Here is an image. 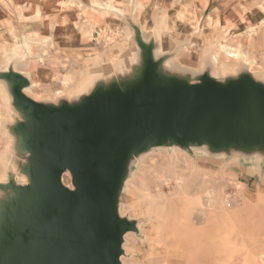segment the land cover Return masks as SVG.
Listing matches in <instances>:
<instances>
[{
	"label": "water",
	"instance_id": "95a60500",
	"mask_svg": "<svg viewBox=\"0 0 264 264\" xmlns=\"http://www.w3.org/2000/svg\"><path fill=\"white\" fill-rule=\"evenodd\" d=\"M138 41L133 79L98 84L74 103L37 102L28 79L0 71L22 117L14 135L28 166L27 183L0 182L12 203L0 264H121L135 229L118 212L121 182L129 158L152 148L264 154V82L249 72L195 83L162 76L152 46Z\"/></svg>",
	"mask_w": 264,
	"mask_h": 264
},
{
	"label": "crops",
	"instance_id": "0c3cea01",
	"mask_svg": "<svg viewBox=\"0 0 264 264\" xmlns=\"http://www.w3.org/2000/svg\"><path fill=\"white\" fill-rule=\"evenodd\" d=\"M139 3L144 8L136 12L133 0H0V62L8 51L27 42L28 57L17 66L18 71H14L28 73L33 83L32 92L42 97L53 94L62 83L81 82L88 70L103 68L102 78L94 86L69 100L64 96L54 101L30 96L44 104H60L64 100L78 102L98 84L133 79L142 65L138 40L152 46L154 60L161 62L162 76L191 83L204 74L213 76L210 53L214 47L223 46L230 54L245 55L264 65V0H139ZM92 4L120 8L125 17L111 12L105 16L90 9ZM133 17L132 25L129 18ZM100 27H105L111 36L120 34L119 42H94L95 32ZM129 38L135 47V55L130 59L128 55L133 46H128ZM115 59L118 70L111 72V62ZM199 63H205V68L199 67ZM243 72L247 70L242 68L234 74L213 77L225 81ZM0 81L9 90V82ZM0 138L5 146V138ZM198 156L216 158L227 169L234 157L248 169L253 158H264L259 151L231 154L203 151ZM228 172L227 176H232L235 182L243 173L238 165ZM252 174L254 179V174L264 177V169ZM256 186L264 188V183L256 181Z\"/></svg>",
	"mask_w": 264,
	"mask_h": 264
},
{
	"label": "rangeland",
	"instance_id": "374dc122",
	"mask_svg": "<svg viewBox=\"0 0 264 264\" xmlns=\"http://www.w3.org/2000/svg\"><path fill=\"white\" fill-rule=\"evenodd\" d=\"M98 29V40L119 42L120 34ZM188 154L165 145L129 158L118 212L135 229L124 237L121 264H264V188L256 186L264 177L235 182L218 159ZM63 183L72 186L68 172ZM188 229L201 232L198 240Z\"/></svg>",
	"mask_w": 264,
	"mask_h": 264
},
{
	"label": "bare ground",
	"instance_id": "6f19581e",
	"mask_svg": "<svg viewBox=\"0 0 264 264\" xmlns=\"http://www.w3.org/2000/svg\"><path fill=\"white\" fill-rule=\"evenodd\" d=\"M133 1H134V7H135L136 12L142 11L144 7L140 5L139 0H133ZM90 9L100 14H103L105 16H107V14L111 12L115 16L125 17L120 8H116L110 5L92 4ZM133 19L134 17L132 19L129 18L130 23L132 25L135 23L133 22ZM142 29L151 31L145 27H142ZM104 38H106V36ZM130 40L131 38H129L128 43L127 42L126 43L128 44V46L134 47L133 42ZM25 44L21 46H16L11 51H8V55L4 57L2 61L0 62L1 72H9L11 70L18 71L17 66L21 62L26 61L29 51H30V48L26 46ZM133 47L131 50L132 52H130L131 55H128L129 56L128 59H130L131 56L135 55V47L134 48ZM229 60L230 61L232 60V62H229ZM123 61L126 62L125 60ZM210 61L213 67V76L217 78H219L221 75L226 74V73L234 74L238 70L245 68L247 72L253 75L255 80H264V65L258 64L254 59L248 58L245 55L242 56L239 54L237 55L230 54L226 50H223V46L214 47V49L210 53ZM115 63H117V59L111 62V68L109 67L111 72H115L116 70H118L117 66L114 65ZM199 67L205 68V63H199ZM103 72H104L103 68H98L95 70H92V69L88 70L87 73H85V76L82 78L81 82L76 81V83L74 82L62 83V86L60 89L56 90L53 94L48 93L44 95V97H42L43 95L41 94L38 95L32 92L31 88H32L33 83L28 73L21 72L20 74H22L26 79L30 81L29 86L25 88V92L29 96L37 100L40 98H46L47 100L54 101L56 98L60 96H64L65 99L69 100L71 99L72 96L76 95L78 92L88 90L89 87L94 86L100 80V78H102L101 75L103 74ZM21 119H22L21 115L18 112H16V110L12 106V98L9 94L7 85L4 82L0 81V136L2 138H5L4 149L2 152H0V182H4L8 179L15 178L19 182L27 183V176L21 171L22 169L28 170V166L25 165L26 161H25V157L23 156V154L19 153L16 150L17 138L14 135V133L16 132L17 122ZM203 151H205L204 148H201V149L192 148V150L188 152L189 153L188 155L192 160H195L197 155ZM229 164L230 165L228 167V171L233 169V167L235 168V166L238 165V168H240V171L243 172V173H240L242 177L255 180L253 176L251 175V172L264 169V158H261V157L253 158L251 162V168L249 169L247 167L242 166L241 161H239L238 157H234L230 161ZM69 188L72 189L73 187L69 186ZM3 196L5 197L2 198ZM8 198H9L8 193L6 194V193L0 192V247L3 246L4 241L6 239L5 238L7 234L6 220L12 211V203ZM214 200L215 198L208 199L207 204L208 205L213 204ZM192 232L193 231L191 229H188L187 231H185V233L184 232L183 233L186 235V237H188L187 235H192ZM127 234L128 233H126L124 237H126ZM193 234H196L194 236L195 240H198V238L201 236V232L199 231L198 232L194 231Z\"/></svg>",
	"mask_w": 264,
	"mask_h": 264
},
{
	"label": "built area",
	"instance_id": "2783aa9c",
	"mask_svg": "<svg viewBox=\"0 0 264 264\" xmlns=\"http://www.w3.org/2000/svg\"><path fill=\"white\" fill-rule=\"evenodd\" d=\"M98 30H99V32H98ZM96 32H95V38H94V41H96V42H100V43H102L104 40L103 39H101V40H98V39H100V32H102V30H100V29H98ZM103 38V37H102ZM233 196L234 195H228V198L230 199V202H228L227 203V207H232L233 205H234V202H233Z\"/></svg>",
	"mask_w": 264,
	"mask_h": 264
}]
</instances>
